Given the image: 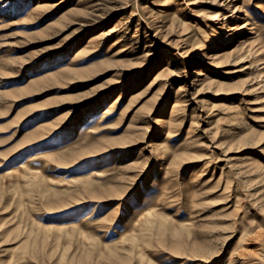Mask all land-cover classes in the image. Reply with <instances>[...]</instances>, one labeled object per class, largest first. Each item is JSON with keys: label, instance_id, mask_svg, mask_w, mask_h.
Segmentation results:
<instances>
[{"label": "rangeland", "instance_id": "obj_1", "mask_svg": "<svg viewBox=\"0 0 264 264\" xmlns=\"http://www.w3.org/2000/svg\"><path fill=\"white\" fill-rule=\"evenodd\" d=\"M0 264H264V0H0Z\"/></svg>", "mask_w": 264, "mask_h": 264}, {"label": "bare ground", "instance_id": "obj_2", "mask_svg": "<svg viewBox=\"0 0 264 264\" xmlns=\"http://www.w3.org/2000/svg\"><path fill=\"white\" fill-rule=\"evenodd\" d=\"M13 173V172H12Z\"/></svg>", "mask_w": 264, "mask_h": 264}]
</instances>
